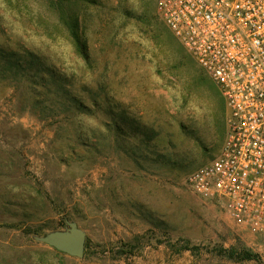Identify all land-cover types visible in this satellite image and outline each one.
I'll use <instances>...</instances> for the list:
<instances>
[{
  "label": "rangeland",
  "instance_id": "374dc122",
  "mask_svg": "<svg viewBox=\"0 0 264 264\" xmlns=\"http://www.w3.org/2000/svg\"><path fill=\"white\" fill-rule=\"evenodd\" d=\"M225 113L156 0H0V264H264V232L186 185L217 156ZM67 222L82 258L34 240Z\"/></svg>",
  "mask_w": 264,
  "mask_h": 264
},
{
  "label": "built area",
  "instance_id": "2783aa9c",
  "mask_svg": "<svg viewBox=\"0 0 264 264\" xmlns=\"http://www.w3.org/2000/svg\"><path fill=\"white\" fill-rule=\"evenodd\" d=\"M156 11L225 106L221 151L186 185L237 225L264 232V0H156Z\"/></svg>",
  "mask_w": 264,
  "mask_h": 264
},
{
  "label": "water",
  "instance_id": "95a60500",
  "mask_svg": "<svg viewBox=\"0 0 264 264\" xmlns=\"http://www.w3.org/2000/svg\"><path fill=\"white\" fill-rule=\"evenodd\" d=\"M34 240L58 252L82 258L85 252L86 233L75 222H67L64 230L52 231L44 236L35 235Z\"/></svg>",
  "mask_w": 264,
  "mask_h": 264
},
{
  "label": "trees",
  "instance_id": "16d2710c",
  "mask_svg": "<svg viewBox=\"0 0 264 264\" xmlns=\"http://www.w3.org/2000/svg\"><path fill=\"white\" fill-rule=\"evenodd\" d=\"M62 15L65 19V13L64 11L62 12ZM67 17V16H66ZM67 27L69 29L70 37H71V42L73 43V46L75 48V51L82 57L83 60L86 62L89 61V54H88V48H87V43L86 39L82 36L79 21L76 17H74L69 24H67ZM26 55L23 56L25 58V62H28V68L29 69H34V65H38L40 68H37L39 71L44 72L47 71L48 68L47 66L45 67V64L43 63H38V59L35 58L33 54H30L29 56L25 57ZM27 58V59H26ZM13 66V65H12ZM25 234H30L31 231L29 229L24 230ZM86 243H85V248H86ZM181 250H191L189 246H183L181 247ZM220 254H225L227 255L228 258L234 259L236 261H243V260H259L258 255L250 252V251H242V252H236L233 250H220Z\"/></svg>",
  "mask_w": 264,
  "mask_h": 264
},
{
  "label": "crops",
  "instance_id": "0c3cea01",
  "mask_svg": "<svg viewBox=\"0 0 264 264\" xmlns=\"http://www.w3.org/2000/svg\"><path fill=\"white\" fill-rule=\"evenodd\" d=\"M225 131H226V128H224L223 129V139H222V141H221V143H220V146H219V152H218V154H217V156L219 155V153H220V151H221V148H222V146H223V142H224V137H225ZM200 143V142H199ZM202 145V144H201ZM201 152L202 151H200L198 154H197V157H199L200 155H201ZM208 162H210V160L209 159H206V160H203L201 163V165H204V164H206V163H208Z\"/></svg>",
  "mask_w": 264,
  "mask_h": 264
}]
</instances>
